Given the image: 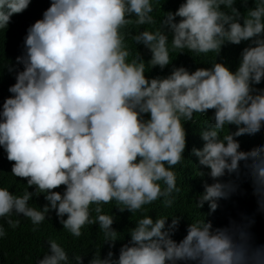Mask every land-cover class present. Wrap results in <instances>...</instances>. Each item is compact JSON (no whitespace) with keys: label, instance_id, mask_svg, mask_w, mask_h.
<instances>
[{"label":"clouds","instance_id":"1","mask_svg":"<svg viewBox=\"0 0 264 264\" xmlns=\"http://www.w3.org/2000/svg\"><path fill=\"white\" fill-rule=\"evenodd\" d=\"M34 1L0 0V31ZM248 3L184 0L158 22L156 0H50L42 19L27 29L15 66H3L15 83L0 108V148L13 162L11 175L27 183L20 196L0 188V218L13 229L20 224L14 215L27 218L35 235L54 211L72 238L98 225L109 248L70 258L54 233L42 230L48 239L35 264H264V145L244 152L237 139L264 131V0ZM242 42L247 46L235 71L217 62L225 46ZM139 45L150 53L147 62ZM173 53L195 61L214 55L210 67H172L164 78L146 77L171 65ZM209 110L213 116L199 132L203 146L192 149L208 170L196 175L213 180L204 183L195 206L207 204L209 211L189 219L177 241L183 215L154 220L143 209L157 201L173 206L180 192L174 169L185 160L184 125ZM242 168L252 195L246 215L214 227L207 216L237 190L222 178L238 177ZM61 186L62 193L55 191ZM41 195L47 203L31 207ZM111 203L120 212L142 213L116 247L123 236L112 227L114 216L103 212ZM5 236L0 226V264H13Z\"/></svg>","mask_w":264,"mask_h":264},{"label":"trees","instance_id":"2","mask_svg":"<svg viewBox=\"0 0 264 264\" xmlns=\"http://www.w3.org/2000/svg\"><path fill=\"white\" fill-rule=\"evenodd\" d=\"M184 0H156V11L153 13L154 18L159 22V20L164 16V12H175ZM50 6V0H35L33 4L18 16H14L6 30L0 31V108H2L3 102L11 94L8 92V88L15 83V74L10 73L7 68L3 66L9 63L15 66L16 58L24 53V39L27 35V29L33 25L37 20L42 19V14ZM253 6V0H249L248 7ZM236 7L242 12L245 9L240 7L239 2ZM179 19V18H177ZM148 27V26H145ZM135 31V29H133ZM131 44V40H128ZM247 46V42H242L241 45H227L225 46L217 58V62H222L230 68V70L235 71L239 63V57L242 49ZM137 51L141 54L145 62L150 59V53L142 45L137 46ZM214 54H208V56L196 57V61L193 57L188 54H172L174 59L172 64L166 67L163 71L159 68L152 69L146 72L147 78H164L170 74L172 67H185L189 72L195 71L197 68L210 67L208 65L213 59ZM22 70V68H21ZM264 88V83L260 85ZM213 116V110H209L206 117H201L197 115L195 117L196 124L191 122L185 123L184 127L187 132L186 137V150L184 152L185 160L182 164L177 165L174 169L177 175V187L180 188V192L175 194L176 200L171 208H164L160 201L155 202L152 205H147L143 209V215H150L154 220L157 214L174 216L183 215V219L179 225V230L173 237L175 240L179 241L180 237L186 235L187 224L190 220L202 218L199 211L202 214H207L209 209L207 204L202 209H197L195 203L199 195L204 192V183L211 185L213 180L208 176L200 177L196 175V170L207 172V169L201 168L198 165V160L192 155V149H200L203 146V141L200 138V130L205 126L206 119ZM147 118V117H146ZM230 131L234 132L236 129L230 126ZM240 143V150L244 152H249L254 149L259 148L264 145V131L257 137L250 138L248 136H242L237 138ZM13 162H9L6 158V153L3 148H0V188H7L12 194L20 196L23 194L26 188V180L16 178L11 175V167ZM222 182L233 183L236 185V192L233 193L229 199L221 200L219 202V207L223 206V219H220L219 213L220 209L216 210L211 216H207V219L211 220L214 227H220L227 224L229 219H238L241 215H246L248 206V196H252L249 192V184L247 175L243 168L239 176H225L222 178ZM29 192L34 191V189L29 188ZM64 186H61L55 191L63 192ZM254 199V198H251ZM47 202L44 196L34 197L32 201L29 202L31 207H35L39 210ZM104 214L114 216L113 228L121 233L122 240L116 242L115 247L119 246L124 240L125 236L122 233L126 230L132 222L142 218V213L138 212L132 215L128 211L120 212L116 208L115 203L103 205ZM95 216V213H92ZM254 217V216H252ZM256 217H254L255 219ZM12 219H19L20 224L17 228H11L3 218H0V226H2L6 231V238H9L5 247L8 248V256L11 258L13 264H35V260L40 257L45 251V243L48 239L42 230L52 231V239L59 243L65 248L69 257L71 258L73 254L82 255L83 260L87 258H92L97 249L105 252L108 248V244H103V233L99 230L98 225H87L82 229V237L72 238V235L64 230L62 225L59 223L55 212H51L49 218L46 219L42 224L38 226V230L35 235L28 229H33L34 226L29 224V219L24 217L13 216ZM66 219V217H65ZM190 219V220H189ZM171 222V219L168 221ZM34 236V237H33ZM26 243L27 238H32ZM89 239V242L87 241ZM89 248L82 250L80 245ZM1 261H3L0 258ZM0 261V263H1Z\"/></svg>","mask_w":264,"mask_h":264}]
</instances>
